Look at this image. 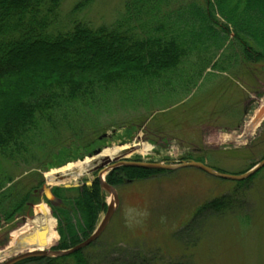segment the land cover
I'll list each match as a JSON object with an SVG mask.
<instances>
[{
  "label": "trees",
  "instance_id": "1",
  "mask_svg": "<svg viewBox=\"0 0 264 264\" xmlns=\"http://www.w3.org/2000/svg\"><path fill=\"white\" fill-rule=\"evenodd\" d=\"M61 1L0 0V232L31 214L44 184L41 170L65 165L68 144L83 140L89 150L103 139L101 116L145 109L139 100L143 91L152 101L167 89L171 74L186 64L204 62L199 78L208 69L226 72L244 62L264 65V0H196L200 7L167 9L171 0H126L111 23L95 27L80 17L89 0L75 4L64 17ZM217 18L224 23L218 25ZM196 21L205 34L221 38L208 59L207 43L200 51L191 37L197 35ZM234 45L233 57L223 60L227 64L216 59ZM147 114L138 123L145 124L151 117ZM161 173L166 172L118 168L107 175L106 183L121 187ZM52 192L59 200L51 207L59 236L54 250H67L93 231L105 209L104 195L97 180L91 186ZM229 207L227 199L212 201L196 216ZM89 248L17 264H94L95 259L84 254ZM144 257L120 251L99 264H155Z\"/></svg>",
  "mask_w": 264,
  "mask_h": 264
},
{
  "label": "rangeland",
  "instance_id": "2",
  "mask_svg": "<svg viewBox=\"0 0 264 264\" xmlns=\"http://www.w3.org/2000/svg\"><path fill=\"white\" fill-rule=\"evenodd\" d=\"M80 1L62 0L61 16H66ZM125 2L89 0L86 8L80 11V17L93 27L109 24ZM190 4L201 6L196 0H171L166 9ZM217 19L218 25L224 23L221 18ZM195 23L197 35L191 37L198 42L199 48L207 43L208 52L203 57L208 59L221 38L210 37L205 34L201 23ZM236 49V45L223 49L216 59L221 57V63L227 64L224 58L233 57L232 51ZM194 55L191 53V58ZM203 63L193 62L176 69L170 76L172 81L167 89L152 101L143 91L139 100L145 103L142 105L145 109L99 117L100 130L104 129L99 137L105 135V138L102 136L103 139L89 150L83 147V140L68 144L70 159L67 163L90 159L88 156L98 149L139 145L128 155V161L178 164L184 161V157H195L218 173L241 175L247 172L264 158V121L243 142L236 137L259 105L262 103L264 106V65L244 62L226 72L208 69L199 78ZM147 113L151 116L149 121L145 125L138 123ZM128 123H133V127ZM144 143L152 147L148 155L140 153V146ZM63 167L52 170L44 167L45 170H41L44 185L49 184L48 174ZM18 169L24 170L21 165ZM95 176V173L88 174L75 181L52 186L81 187L91 184ZM116 191L119 198L117 209L104 232L84 252L98 264L102 263L104 256L116 258L120 251L144 255L155 264H264V168L240 182L183 168L126 183ZM105 196V203H111L112 198ZM223 199L229 200V209L196 216L206 203ZM41 205L54 219L51 207L41 198L37 205L31 207L30 215L4 226L3 229L7 230L0 232V264L27 251L57 246L56 223L54 233L57 238L49 245L41 243L46 242L44 233L48 232L41 226L42 229H34L38 225H32L26 232H21L29 221L37 218L36 209ZM103 216L104 212H101L93 231Z\"/></svg>",
  "mask_w": 264,
  "mask_h": 264
},
{
  "label": "water",
  "instance_id": "3",
  "mask_svg": "<svg viewBox=\"0 0 264 264\" xmlns=\"http://www.w3.org/2000/svg\"><path fill=\"white\" fill-rule=\"evenodd\" d=\"M262 113H264V111ZM262 113H260L256 117V119H254V121L251 124V127L246 130L245 135H244L245 138L247 137L248 133L251 131L253 126L257 123L258 119H260V116L262 115ZM103 150H105V148ZM103 150H100V149L96 150L95 152H93L92 155L89 156V158L92 159L93 156L94 157L99 156ZM132 151L133 149H124L123 151L120 152L119 156L117 158H114L113 160L103 159V160H100V162L98 163L95 162L93 168L90 171H88L87 174H92V173L97 172L96 179L99 183V186L107 194L111 195L113 199V203L107 206L101 222L98 224L96 229L93 231V233L88 238H86L84 241L80 242L73 248H70L65 251H55L51 249L31 250V251H27L25 253L19 254L10 259H7L1 264H17V263H20L21 261H24L30 258H37V257L63 258L69 255H72L78 251H81L82 249L94 243L99 238V236L103 233L110 219L112 218V215L114 214L115 209L118 207V199H117L116 191L114 190L113 187L106 184L105 177H104L105 174L111 172L114 169H117L120 167H128V168H137V169H148V170H154V171L172 172V171H176V170L183 169V168H193V169H196V170H199L205 173L206 175L216 177L222 180L240 182V181H243L251 177L258 171H260L262 168H264V158H263L255 166H253L251 169H249L247 172L241 175H228V174L218 173L214 171L213 169L207 167L206 165L199 163V162H195V161L181 162L176 165L162 164V163L131 162L126 159V156L130 154ZM60 176L62 175H57L56 177L59 179H62ZM51 189L52 187L45 186L42 191L49 201L55 202L54 197L51 194Z\"/></svg>",
  "mask_w": 264,
  "mask_h": 264
},
{
  "label": "bare ground",
  "instance_id": "4",
  "mask_svg": "<svg viewBox=\"0 0 264 264\" xmlns=\"http://www.w3.org/2000/svg\"><path fill=\"white\" fill-rule=\"evenodd\" d=\"M264 103V100H263ZM261 106H263V104L261 103ZM258 115V112L256 113V116ZM256 119V118H255ZM259 120V119H258ZM254 121V119H252L250 121L249 124H247L245 127H242L240 129V135H238V137H236V140H238L239 142L244 141V135L247 129H249L251 127V123ZM250 133V132H249ZM126 147H112L109 149H105L101 152V154L97 157H94L92 159H87L85 158L83 162H76V163H71L66 165L63 168H60L58 171L52 172L50 174H48V183L49 184H59V183H65L68 181H75L77 179H80L83 176H86L88 171H90L95 162H100V160L103 159H108V160H113L114 158H117L120 154L121 151H123V149H125ZM141 150L140 153L143 155H148L150 153V151L152 150V148L148 145V144H142L140 146ZM57 175H62L60 176L62 179L57 178ZM51 182V183H50ZM36 213H37V218L34 219L33 221H29V223H27V225H25L22 229L21 232L23 231L26 232L27 229H29L32 225H38V227H35L34 229H39V227L41 226L42 228H44L46 231V234L44 233V238H46V242H41L43 244V246H45L47 243L48 245L53 243L57 236L54 233V226H55V221L54 219H52L49 215L48 209L45 206H39L36 209ZM40 227V228H41ZM41 228V229H42ZM19 234H17L18 236ZM35 237V236H34ZM37 238V235H36ZM15 236L12 238V242L14 241ZM38 244L40 243V241H38ZM40 243V244H41ZM10 251V249H9ZM2 256V255H1ZM3 258H5V256H3Z\"/></svg>",
  "mask_w": 264,
  "mask_h": 264
},
{
  "label": "flooded vegetation",
  "instance_id": "5",
  "mask_svg": "<svg viewBox=\"0 0 264 264\" xmlns=\"http://www.w3.org/2000/svg\"><path fill=\"white\" fill-rule=\"evenodd\" d=\"M93 182H94V181H92L91 185L93 184ZM52 193H53V192H52ZM38 197H41L42 199L48 201L47 198L42 194L41 189H40L39 192H38ZM41 198H40V199H41ZM58 203H59V200H58ZM50 204L53 205L52 202H50ZM104 204H105V203H104Z\"/></svg>",
  "mask_w": 264,
  "mask_h": 264
}]
</instances>
